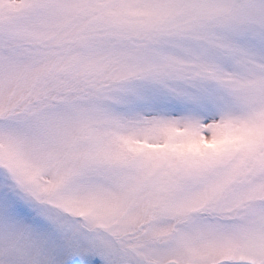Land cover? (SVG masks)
<instances>
[{
    "label": "snow or ice",
    "instance_id": "snow-or-ice-1",
    "mask_svg": "<svg viewBox=\"0 0 264 264\" xmlns=\"http://www.w3.org/2000/svg\"><path fill=\"white\" fill-rule=\"evenodd\" d=\"M0 264H264V0H0Z\"/></svg>",
    "mask_w": 264,
    "mask_h": 264
}]
</instances>
